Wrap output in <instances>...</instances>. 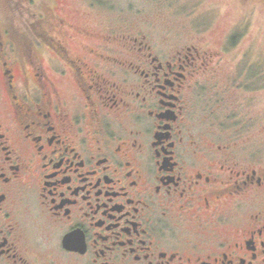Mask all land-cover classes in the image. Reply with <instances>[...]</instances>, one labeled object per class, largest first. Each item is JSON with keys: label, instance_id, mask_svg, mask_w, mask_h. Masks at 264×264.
<instances>
[{"label": "flooded vegetation", "instance_id": "obj_1", "mask_svg": "<svg viewBox=\"0 0 264 264\" xmlns=\"http://www.w3.org/2000/svg\"><path fill=\"white\" fill-rule=\"evenodd\" d=\"M49 2L24 53L0 31V264H264V166L209 92L252 88L237 41L155 45Z\"/></svg>", "mask_w": 264, "mask_h": 264}, {"label": "rangeland", "instance_id": "obj_2", "mask_svg": "<svg viewBox=\"0 0 264 264\" xmlns=\"http://www.w3.org/2000/svg\"><path fill=\"white\" fill-rule=\"evenodd\" d=\"M49 1L0 0V31L5 45L13 40L15 30L21 32V36H15L18 43L21 37L22 53L27 51V40H32L39 30L40 18L50 4ZM55 1L58 4L66 2L75 13L70 14V18L75 19L78 14V21L89 27L102 31L113 27L119 34L144 35L155 45L183 46L203 40V45L219 48L220 44L227 45L226 39H235L236 46L222 55L225 62L231 63L228 72L232 78L238 62L242 61L239 71L244 81L248 75L246 69L251 66L252 88L246 91L234 89L228 79L214 84L209 91L211 98H217L214 117L225 122V130L231 137H247L246 141H250L247 143V151L256 144V165L264 166V0ZM40 55L44 61L50 57L46 46H42ZM245 62L248 66H245ZM254 72L259 73V86L253 83ZM224 75L222 73V77ZM232 81L236 84L235 80Z\"/></svg>", "mask_w": 264, "mask_h": 264}]
</instances>
